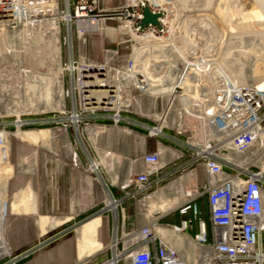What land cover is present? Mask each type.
I'll return each mask as SVG.
<instances>
[{"label": "built area", "instance_id": "obj_1", "mask_svg": "<svg viewBox=\"0 0 264 264\" xmlns=\"http://www.w3.org/2000/svg\"><path fill=\"white\" fill-rule=\"evenodd\" d=\"M217 1L123 0L109 7L103 0H0L3 160L11 155L9 126L33 123L29 116L49 115L67 129L85 114L105 110L119 122L133 105L146 115L145 96L149 108L159 105L148 134L166 136L170 129L183 147L168 161L160 150L145 153L142 169L119 184L123 195L108 194L115 224L109 242L96 253H103L97 264H264V80L246 76L262 59L250 56L237 67L245 76L235 73L230 48L239 40L231 26L239 24L226 13L231 8L224 12ZM144 7L158 14V25L140 26ZM107 20L128 35L117 44L132 41L130 53L106 49L105 63L86 51L75 56L74 38L86 45L90 36L103 34ZM115 57L118 63L109 64ZM176 161L181 163L168 166ZM95 164L97 170L91 161ZM199 168L204 179L195 180V196L206 199L209 228L193 196L167 212H177L180 224L136 221L120 231L117 215L125 200L132 201L137 220L142 202L167 178L188 169L196 178ZM10 207V198L0 193V264H18L62 236L16 253L4 235ZM177 234L193 240L186 257L174 243ZM90 262L89 256L74 264Z\"/></svg>", "mask_w": 264, "mask_h": 264}, {"label": "rangeland", "instance_id": "obj_2", "mask_svg": "<svg viewBox=\"0 0 264 264\" xmlns=\"http://www.w3.org/2000/svg\"><path fill=\"white\" fill-rule=\"evenodd\" d=\"M218 3L220 9L225 10L224 12H226L227 8H231V10H227L228 12L226 13H230L239 24V26H231V31L239 40L238 42L231 44L230 50L232 56L236 58V60L232 61V65L236 68L242 67V65L245 64V60H248L250 56L252 58L257 56L258 59H262L259 66L255 69L250 68L246 70V76L248 78L251 76L250 79L256 81L253 76L255 75L254 72L257 71L256 69L264 73V45L262 43L264 40V0H218L217 4ZM228 16L229 15L227 14V17ZM120 37L128 39V35L124 33V30L118 28V23L116 21L107 20L103 22V34L90 36L86 45L76 41L74 38V54L76 56L78 52L86 51L91 59L96 61H101L103 59V63L106 62V49L115 50L119 48L120 55H128L130 53L132 41H128L124 45H118L117 41ZM121 46H123V48L120 49ZM118 60L119 58L115 57L113 60L109 61V64H117ZM235 73L240 76H245V70H242L241 68H237ZM149 100L150 97H144L143 107L146 115H140L137 112V106L134 105L131 107L130 112H124L123 115L130 114L152 118L153 115L151 114L153 111L149 110L147 107L149 106ZM107 112L108 111L103 110V114ZM34 117L35 115L29 116L27 119H34ZM33 123H35L34 120ZM155 124L156 123L154 122V124L150 125L152 126ZM26 125L22 126L20 129L23 131H36V128H27L25 127ZM8 129L11 132V155L10 162L3 164L4 168L7 169L6 174L8 176L6 175L7 178L0 182V193L2 194L5 192L10 198L12 204L16 193L25 192L29 203L35 207V211L13 214L7 218L4 225V235L7 242L12 246H15L14 241L36 244L40 240L62 235L55 242L49 244L33 255L46 252L47 250L49 251L54 243L67 239L73 242L75 246L76 260L87 258V256L79 257L76 230L85 221L100 216L101 225L99 227V239L105 246L111 238L112 229L115 224L114 214L106 205L108 186L119 185L122 182V179H112L107 174L103 165L100 164V157H96L95 161L98 163V168L97 170H93L89 175L90 179H87L88 181L90 180L91 188L90 195L88 192L85 194L86 197L84 203L83 181L79 183L76 176L68 169L70 166L69 163L71 162L70 158L65 157L63 152L59 153L52 145H50V143L48 144L46 142L44 143L43 149L40 148V150H37L36 144H28L17 138L15 135L17 128L15 125H10ZM125 130L128 131L126 127ZM48 133L45 138L48 136ZM2 163L3 162H1V164ZM186 172H189V169L175 174L172 178L168 179L166 183ZM1 174L2 170L0 168V175ZM197 175L198 178L203 175L201 168L198 169ZM194 183H196L195 179ZM89 198L91 200L90 203ZM194 198L198 201L202 197L195 196ZM131 205L134 206L133 204L125 203L124 207L126 209ZM84 206L86 209L85 211H83ZM172 207L173 206L161 202L160 209L154 215L147 210L145 205V207H143L145 213L138 216L136 221L139 224H148L158 220L159 223H162L161 221H168L180 224L182 217L178 215L177 212L167 213ZM200 209L202 211L201 218L206 220L209 217L208 208L207 212L204 213L203 209ZM120 212L121 209L118 210V215ZM41 215L52 218L51 221L53 225L45 234H41L39 226V217ZM194 221L197 223L198 217L194 218ZM107 224L110 225V236L103 240L102 232ZM162 227L164 226H161V228ZM190 242L193 245V240L190 239ZM174 243L178 248H182L184 244L179 241H174ZM17 252L20 253L19 251H16V253ZM33 255L23 260H28ZM90 257L91 262L89 264H97L103 259V253L97 255L95 253Z\"/></svg>", "mask_w": 264, "mask_h": 264}, {"label": "crops", "instance_id": "obj_3", "mask_svg": "<svg viewBox=\"0 0 264 264\" xmlns=\"http://www.w3.org/2000/svg\"><path fill=\"white\" fill-rule=\"evenodd\" d=\"M122 2L123 0H103V5L109 7L119 6ZM149 110L158 111V103L152 104ZM112 113V111H108L103 114V110H99L93 115L85 114L84 119L79 124L69 125L67 129H65L61 123H52L51 116L49 115L36 116L33 119L37 131V150H40V148L43 149L44 143L46 142L48 144L50 143L56 151L59 153L63 152L65 157L70 158L71 162L69 163L70 166L68 169L76 176L79 183L83 181L84 203L86 192L90 195L91 183L90 180L88 181L87 179H90L89 175L92 173L91 161H95L96 157H103V167L112 179L119 178L122 179L123 182L129 178L131 174L142 169V156L145 153L160 150L163 161H168L174 151L183 149L180 144V139L175 136L174 132L170 129L166 130V136H150L146 126L154 124L155 121L152 118L124 114L125 120L115 122ZM125 127L128 131L125 130ZM47 133L48 136L45 138ZM20 141L25 142L21 139ZM74 151L77 154V163L73 161ZM180 163L181 161H176L168 166L173 167V165H179ZM168 179L170 178H167V180ZM203 179L204 175L195 178V180L198 181ZM108 194L117 198L123 195L119 185L108 186ZM161 197L162 203L175 207L177 199L176 196L170 192L169 184L164 185ZM90 201L89 198V203ZM125 203L133 204L131 200H125L124 204ZM173 207L171 209H173ZM85 210L84 206L83 211ZM33 211H35V207L29 203L25 192L16 193L15 199L10 207V215ZM141 215H143V213L138 209V216ZM51 220L52 218L48 216L41 215L39 217L41 234H45L53 225ZM134 221H136L135 207L131 205L125 209L123 205V209H121L120 214L117 215V224L120 231L131 229L135 224ZM100 225L101 218L100 216H96L85 221L77 228L76 240L80 258L92 256L104 247V244H102L99 239ZM102 236L103 240L110 236L109 224L103 228ZM174 241H176V238H174ZM179 242L184 243L183 247L179 249L182 255L186 257L193 248L190 238L186 234H183ZM14 245L15 246H11L15 252H21L35 244L14 241ZM75 252L73 242L64 239L54 243L49 251L47 250L46 252L33 255L28 260L20 261L19 264H74L77 261Z\"/></svg>", "mask_w": 264, "mask_h": 264}, {"label": "bare ground", "instance_id": "obj_4", "mask_svg": "<svg viewBox=\"0 0 264 264\" xmlns=\"http://www.w3.org/2000/svg\"><path fill=\"white\" fill-rule=\"evenodd\" d=\"M257 71L254 72L255 75L254 78L256 79V81L258 82H262L264 80V73L260 72L258 69H256ZM251 78V76H250ZM36 134L37 131H23L21 129H17V131L15 132V135L20 138L21 140L28 142L30 144H36ZM0 161L3 162L1 164L0 162V168L2 170V174L0 175V182L4 181L7 178V169L4 168L3 164L5 163H9L10 160H5L3 161L1 155H0ZM97 164L92 166L93 170H96ZM7 175V176H6ZM196 173L195 171L191 170L189 172H186L185 174L169 181L167 183V185L169 184L170 187V192L176 196V205L175 207L178 205V203L182 202L184 200V198H188V197H193L196 194V188H195V184H194V179H195ZM164 187V186H163ZM163 187H161L158 192L156 194H154L153 196L145 199L142 202V205L140 206L139 210H141L143 212V214L145 213V209L143 208V204H145L147 206V210H149L150 212H152V214L155 215V213L158 212V210L160 209L161 206V202H162V189ZM107 206L109 208H114V204L112 202H109L107 204ZM176 241H180L182 238V235L177 234L175 236Z\"/></svg>", "mask_w": 264, "mask_h": 264}, {"label": "water", "instance_id": "obj_5", "mask_svg": "<svg viewBox=\"0 0 264 264\" xmlns=\"http://www.w3.org/2000/svg\"><path fill=\"white\" fill-rule=\"evenodd\" d=\"M144 17L140 22V26L143 28L145 25L152 23L158 25V14H153L148 7L143 8Z\"/></svg>", "mask_w": 264, "mask_h": 264}, {"label": "trees", "instance_id": "obj_6", "mask_svg": "<svg viewBox=\"0 0 264 264\" xmlns=\"http://www.w3.org/2000/svg\"><path fill=\"white\" fill-rule=\"evenodd\" d=\"M25 127H27V128H36V124L35 123L34 124H28ZM197 203H198L199 207L203 209V213L204 212H207L208 205H207L206 199L204 197H202L201 199H199L197 201ZM204 221L206 222L207 228H209V226H210V224H209V217L206 220H204ZM161 222L162 223H167L168 221H161Z\"/></svg>", "mask_w": 264, "mask_h": 264}]
</instances>
